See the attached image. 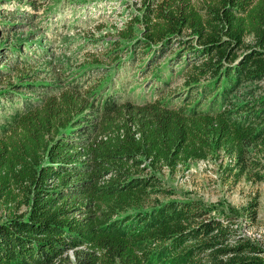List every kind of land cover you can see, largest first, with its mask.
I'll return each mask as SVG.
<instances>
[{
	"label": "trees",
	"instance_id": "1",
	"mask_svg": "<svg viewBox=\"0 0 264 264\" xmlns=\"http://www.w3.org/2000/svg\"><path fill=\"white\" fill-rule=\"evenodd\" d=\"M138 4L141 13L119 33L130 40L129 59L152 68L153 98L127 92L134 81H120V66L115 87L101 93L84 76L68 86L40 82L33 56H11L23 73L0 87V264H65L69 251L75 264H264V248L236 228L233 214L171 197L149 170L221 150L237 157V178L248 160L260 165L248 154L251 145L264 150V98L233 94L264 80V0ZM17 12L24 15L9 13ZM32 43L34 56L45 55ZM176 62L185 85L166 94ZM9 73L0 66V80Z\"/></svg>",
	"mask_w": 264,
	"mask_h": 264
},
{
	"label": "rangeland",
	"instance_id": "2",
	"mask_svg": "<svg viewBox=\"0 0 264 264\" xmlns=\"http://www.w3.org/2000/svg\"><path fill=\"white\" fill-rule=\"evenodd\" d=\"M139 1L0 0V66L10 70L0 80V87L22 80V65L20 61L12 59L19 56V50L21 55L28 54L36 59L34 66L40 71L37 78L33 79L40 82L68 86L66 82L84 76L82 79L88 78L87 86L102 93L115 87L111 80L116 67L120 66L121 69L117 71L120 72V81H134L133 86L127 87V92L133 90L136 97L153 98L155 81L150 77L152 68L149 66L145 72L141 71L143 61L140 58L135 61L129 59L124 45L130 43V40L121 39L119 33L132 22L136 14L141 13ZM10 11H20L24 15L19 12L11 14ZM31 14L33 16L30 17ZM141 33V25L137 24L136 36ZM22 38L28 41V47H24V50L17 46ZM32 42L40 43L36 45L46 50H41L45 55L34 56L28 49L34 48ZM116 56L120 57L115 61ZM169 56L157 60V64H166ZM120 60L124 61L122 65L119 64ZM183 65L176 62L173 67L175 73L165 87L166 94L178 92L185 85ZM58 77L63 82H55L59 80ZM27 80L31 79L25 78L23 81ZM233 97L238 101L264 98V80L242 84ZM230 155L221 150L212 153L207 159L179 165L174 170L167 167L149 170L160 177L165 187L174 191L171 197L196 198L213 215L233 214L236 228L250 238L259 237L261 242L258 243L264 248V150H260L257 145L249 146V158L259 160L260 165L254 166L248 160V168L240 178L236 176L241 173V166L237 163V157ZM255 172L263 175V178L258 179ZM152 198L163 199L164 196L154 194ZM255 202L258 203V214L253 221L249 212L251 204ZM22 209L24 211L26 207ZM67 254L71 260L65 264H75L73 252Z\"/></svg>",
	"mask_w": 264,
	"mask_h": 264
},
{
	"label": "built area",
	"instance_id": "3",
	"mask_svg": "<svg viewBox=\"0 0 264 264\" xmlns=\"http://www.w3.org/2000/svg\"><path fill=\"white\" fill-rule=\"evenodd\" d=\"M235 226H236V224H235ZM243 235L246 236L247 238L251 239V240H256L258 242H261L260 239H259V237L258 238H255V237L254 238H250L245 233H243Z\"/></svg>",
	"mask_w": 264,
	"mask_h": 264
}]
</instances>
